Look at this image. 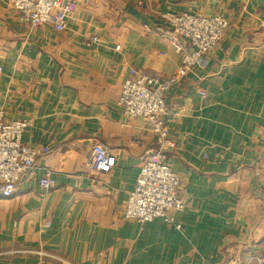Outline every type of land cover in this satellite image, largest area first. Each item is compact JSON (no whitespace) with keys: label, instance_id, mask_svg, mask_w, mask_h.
<instances>
[{"label":"crops","instance_id":"0c3cea01","mask_svg":"<svg viewBox=\"0 0 264 264\" xmlns=\"http://www.w3.org/2000/svg\"><path fill=\"white\" fill-rule=\"evenodd\" d=\"M71 1L57 32L20 22L0 0V111L27 123L22 143L50 146L41 169L0 196V264H264V0ZM166 12L228 20L185 74L160 33ZM130 70L175 80L163 115L184 203L173 223L123 217L156 146L147 120L117 106ZM95 141L116 158L110 172L85 166ZM43 168L50 190L37 182Z\"/></svg>","mask_w":264,"mask_h":264},{"label":"built area","instance_id":"2783aa9c","mask_svg":"<svg viewBox=\"0 0 264 264\" xmlns=\"http://www.w3.org/2000/svg\"><path fill=\"white\" fill-rule=\"evenodd\" d=\"M17 14V19L30 27L49 25L62 32L72 18L76 4L63 0H7ZM168 27L161 30L174 52L180 55V74L190 71L204 56L220 43L228 28V20L220 14L199 13L161 14ZM98 41L92 35L89 43ZM1 71V67H0ZM173 77L159 78L143 72L130 70L123 81L117 98L120 112L129 119L143 118L155 136V148L149 151L140 166L135 186L125 202L123 217L143 224L156 217L173 223L172 211L184 206L179 194L180 179L168 163L169 154L175 148L168 138L167 126L163 120L165 112L164 94L174 82ZM201 95L204 93L201 91ZM25 121H6L0 111V196L11 197L27 174L33 175L36 159L49 153L50 146H30L21 142ZM116 163L115 156L100 141H95L90 149L85 166L107 173ZM38 185L44 190L54 186L49 169L38 172ZM48 225V223H47ZM180 228V224H175ZM33 264H48L38 259Z\"/></svg>","mask_w":264,"mask_h":264}]
</instances>
